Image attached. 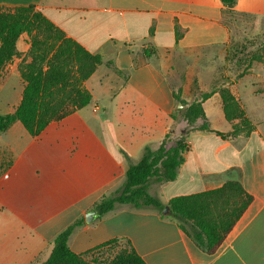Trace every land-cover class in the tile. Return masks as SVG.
Masks as SVG:
<instances>
[{
  "label": "crops",
  "instance_id": "obj_1",
  "mask_svg": "<svg viewBox=\"0 0 264 264\" xmlns=\"http://www.w3.org/2000/svg\"><path fill=\"white\" fill-rule=\"evenodd\" d=\"M0 5H33L67 37L113 62L100 64L84 82L91 102L59 120L76 115L88 126L84 111L90 107L112 128H46L37 137L25 128L3 132L11 140L0 147V159L10 155L11 164L0 171V264H42L63 229L122 186L128 165L119 147L136 162L146 145L157 148L167 138L171 146L185 128H191L188 150L177 178L151 182L149 192L166 206L174 196L242 182L253 199L220 248L208 253L176 219L131 204L103 215L96 210L92 221L73 232L69 247L84 253L119 239L130 242L146 264H264V67L256 62L239 75L242 69L227 61L232 42L263 37L264 0H237L232 7L221 0H0ZM17 47L22 55L6 66L0 91L11 77L21 85L0 93L2 114L16 108L25 87L19 64L30 60L27 34ZM220 87L230 89L255 124L249 135L217 133L231 132L239 121L226 118ZM210 91L202 106L211 131L199 129L201 118L189 126L183 111H176L175 93L186 108Z\"/></svg>",
  "mask_w": 264,
  "mask_h": 264
},
{
  "label": "trees",
  "instance_id": "obj_2",
  "mask_svg": "<svg viewBox=\"0 0 264 264\" xmlns=\"http://www.w3.org/2000/svg\"><path fill=\"white\" fill-rule=\"evenodd\" d=\"M221 1L223 5L232 7L237 0ZM23 34L29 36L30 43L26 53L30 60L24 58L19 64L25 87L16 108L5 114L0 113V133L20 122L30 135L37 137L52 121L62 120L87 106L92 94L84 82L100 64L106 63L112 67L113 62L105 61L100 54L90 52L76 40L67 37L63 30L33 5H0V81L5 75L6 66L14 57L22 55L17 42ZM249 43L254 44L253 40L232 43L228 48L227 61L233 62L237 52H244ZM145 53L147 56L151 54ZM263 60L264 41L259 49L249 55L239 75L247 73L255 61ZM235 63L241 64L240 58H236ZM213 91L203 92L200 100L193 101L186 108L176 109L177 112L183 111L189 126L201 118L204 122L199 129L211 131L202 101ZM219 91L226 118L239 121L233 124L231 132L217 133L221 136L249 135L256 126L247 117L239 100L227 87H220ZM175 99L186 104L179 92L175 93ZM173 118H176L175 114ZM190 129L185 128L181 137L171 146H167V138L157 148L146 145L136 162L131 160L126 150L119 147L128 165L125 180L116 191L104 195L94 205V209L103 215L119 206L131 204L135 207L152 206L162 212L165 204L149 192V185L151 182L164 183L177 178L184 153L188 150L185 139ZM252 199L242 182L228 180L214 189L172 197L168 202L170 212L167 215L176 219L183 231L189 233L202 249L214 253ZM84 223L85 218L82 216L63 229L52 241L51 253L42 264H93L86 257L89 253L119 240L113 239L84 253H76L69 247V238ZM127 244L106 264H146L131 243L127 241Z\"/></svg>",
  "mask_w": 264,
  "mask_h": 264
},
{
  "label": "rangeland",
  "instance_id": "obj_3",
  "mask_svg": "<svg viewBox=\"0 0 264 264\" xmlns=\"http://www.w3.org/2000/svg\"><path fill=\"white\" fill-rule=\"evenodd\" d=\"M246 40H251V41L253 40L254 44L252 45L251 43H249V46H247V48L244 50V52H242V53L237 52L236 57L232 60L233 62H229L233 66L236 65L237 67H239V69H242V70L245 67V64L248 62L249 55L252 54V52H254L255 50L260 48V45L264 41V36L263 37L246 38L243 42H245ZM237 42L242 43V41H237ZM232 43H234V42H232ZM236 58H240L241 64L235 63ZM256 62H260L262 64V66L264 67V60L263 61H255L254 63H256ZM165 69L171 75V80L173 81V83H177V77L174 74V72L172 71V69L168 68L167 66H165ZM20 85L21 84L17 78H13V77L9 78L8 81L6 82V84L4 85V88L1 89V91H0L1 96L2 95L6 96L7 92H9V90H15V89L18 90L20 88ZM0 88H2L1 83H0ZM84 112H85V117L87 118V125L88 126H85L84 124L79 122L76 115H73V116H70L66 121L51 122L47 126V128H66V129H70V128H112L111 122L104 121V116L101 115V111H100L99 115H96L93 112V110L90 107H88ZM18 124L19 125H16V126L12 125L13 127L11 126L10 128H24V126L21 123H18ZM45 138H46V135H43V137H41V139H39V140H45ZM10 140H11V137L9 136V133H3V132L0 133V147L6 146V143H8V141H10ZM176 140L177 139L173 140V143L171 145H173L176 142ZM168 141L169 140H167V144L168 143L170 144V141L169 142ZM9 156L10 155H7V156H4L0 159V171L9 165V163H10L9 162V160H10ZM126 246H128L127 241L118 240V241L111 243L110 245L100 247L98 249L93 250L86 257L88 260L92 261L93 264H106L110 259H112L120 251L121 248L126 247Z\"/></svg>",
  "mask_w": 264,
  "mask_h": 264
},
{
  "label": "water",
  "instance_id": "obj_4",
  "mask_svg": "<svg viewBox=\"0 0 264 264\" xmlns=\"http://www.w3.org/2000/svg\"><path fill=\"white\" fill-rule=\"evenodd\" d=\"M177 106L179 107V108H181V107H183L184 106V104L181 102V101H179L178 102V104H177ZM163 214H168L169 212H170V207H169V205H166L164 208H163ZM97 211L96 210H92V211H90V212H88L87 214H86V216H85V219H86V221L87 222H90V221H92V219L97 215Z\"/></svg>",
  "mask_w": 264,
  "mask_h": 264
}]
</instances>
